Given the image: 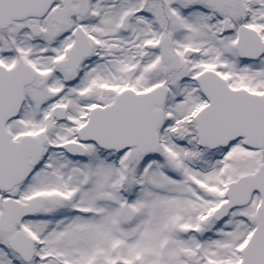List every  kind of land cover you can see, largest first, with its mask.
<instances>
[{
	"label": "snow or ice",
	"instance_id": "1",
	"mask_svg": "<svg viewBox=\"0 0 264 264\" xmlns=\"http://www.w3.org/2000/svg\"><path fill=\"white\" fill-rule=\"evenodd\" d=\"M0 264H264V0H0Z\"/></svg>",
	"mask_w": 264,
	"mask_h": 264
}]
</instances>
